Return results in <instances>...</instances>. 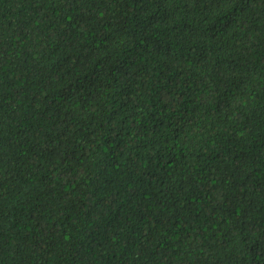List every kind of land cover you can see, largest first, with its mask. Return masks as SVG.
Returning a JSON list of instances; mask_svg holds the SVG:
<instances>
[{
	"label": "trees",
	"instance_id": "1",
	"mask_svg": "<svg viewBox=\"0 0 264 264\" xmlns=\"http://www.w3.org/2000/svg\"><path fill=\"white\" fill-rule=\"evenodd\" d=\"M0 264H264V0H0Z\"/></svg>",
	"mask_w": 264,
	"mask_h": 264
}]
</instances>
